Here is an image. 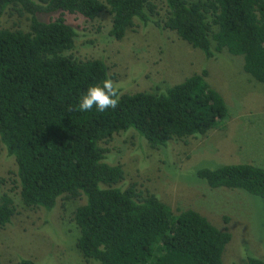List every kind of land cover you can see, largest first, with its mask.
Returning a JSON list of instances; mask_svg holds the SVG:
<instances>
[{"label": "trees", "instance_id": "obj_1", "mask_svg": "<svg viewBox=\"0 0 264 264\" xmlns=\"http://www.w3.org/2000/svg\"><path fill=\"white\" fill-rule=\"evenodd\" d=\"M0 0V148L16 164L20 202L28 209L54 208L58 199H83L72 220L75 248L95 264H223L231 234L191 209L171 208L136 184L122 188L125 171L105 161L115 134L134 130L151 149L172 140L205 135L229 116L223 97L207 82L206 69L165 92L120 93L115 109L77 108L86 89L111 79L101 59L70 54L76 32L62 15L94 20L111 16L109 35L122 40L139 22L174 32L206 59L226 50L242 56L243 71L264 83V0ZM26 14L28 29L1 26L6 9ZM210 188L240 189L264 199V168L228 164L200 168ZM15 214L0 198V228ZM13 264H36L20 259ZM239 264H264L246 257Z\"/></svg>", "mask_w": 264, "mask_h": 264}, {"label": "rangeland", "instance_id": "obj_2", "mask_svg": "<svg viewBox=\"0 0 264 264\" xmlns=\"http://www.w3.org/2000/svg\"><path fill=\"white\" fill-rule=\"evenodd\" d=\"M160 17L164 0H155ZM62 15L75 32L70 54L78 59H101L120 93L165 92L194 73L206 69L207 82L224 99L229 116L205 135L172 140L151 149L134 130L115 134L105 161L125 171L122 188L136 184L168 205L173 213L191 209L220 230L231 234L222 254L223 264H239L246 257L264 259V199L240 189L210 188L198 179L200 168L252 164L264 168V83L243 71L242 56L226 50L206 59L174 32L154 24L136 22L122 40L109 35L111 16L102 12L94 20L77 14H41L52 20ZM26 14L6 9L1 26L28 29ZM14 159L0 148V198L14 202L15 214L0 228V264L30 259L36 264H95L75 248L78 230L72 220L83 199L57 200L53 209L22 206Z\"/></svg>", "mask_w": 264, "mask_h": 264}, {"label": "clouds", "instance_id": "obj_3", "mask_svg": "<svg viewBox=\"0 0 264 264\" xmlns=\"http://www.w3.org/2000/svg\"><path fill=\"white\" fill-rule=\"evenodd\" d=\"M120 92L111 79H104L96 84L90 85L80 96L77 108L79 111L87 112L95 109L105 112L115 109L119 103Z\"/></svg>", "mask_w": 264, "mask_h": 264}]
</instances>
